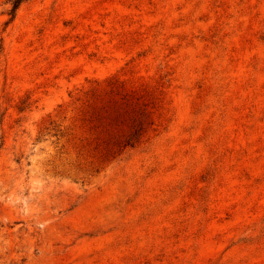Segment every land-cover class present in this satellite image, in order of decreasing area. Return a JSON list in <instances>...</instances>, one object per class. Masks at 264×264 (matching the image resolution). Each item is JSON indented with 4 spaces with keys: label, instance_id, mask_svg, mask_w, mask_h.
I'll return each mask as SVG.
<instances>
[{
    "label": "rangeland",
    "instance_id": "1",
    "mask_svg": "<svg viewBox=\"0 0 264 264\" xmlns=\"http://www.w3.org/2000/svg\"><path fill=\"white\" fill-rule=\"evenodd\" d=\"M0 0V264H264V0Z\"/></svg>",
    "mask_w": 264,
    "mask_h": 264
},
{
    "label": "trees",
    "instance_id": "2",
    "mask_svg": "<svg viewBox=\"0 0 264 264\" xmlns=\"http://www.w3.org/2000/svg\"><path fill=\"white\" fill-rule=\"evenodd\" d=\"M25 1V0H15L14 1V12H16V10L19 8V6L21 5V3Z\"/></svg>",
    "mask_w": 264,
    "mask_h": 264
}]
</instances>
